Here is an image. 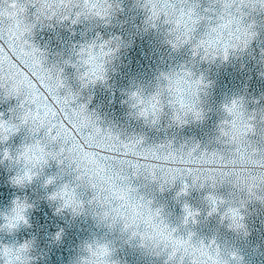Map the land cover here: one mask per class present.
<instances>
[{
    "label": "clouds",
    "instance_id": "9594fccd",
    "mask_svg": "<svg viewBox=\"0 0 264 264\" xmlns=\"http://www.w3.org/2000/svg\"><path fill=\"white\" fill-rule=\"evenodd\" d=\"M157 0H154L156 3ZM50 7L55 8L56 20H58L65 11L68 14H74L79 12V20H85L89 22L103 21L109 22L119 9V5L114 3V0H64V7L61 8L59 0H48ZM212 8L206 12H211L212 16L202 15L196 9L197 4L193 5L189 3L186 7H194L195 12L202 17V21H208L205 25V31L199 39L205 40L208 44L210 51L219 53L224 47H231L235 44V37L228 35V29L222 27L227 20V16L224 15V19H220L223 13L224 6L212 0ZM146 10L145 0L142 5ZM218 6V10H217ZM169 16H174L170 11ZM257 9L260 10L259 6ZM256 9V10H257ZM19 11V5L16 9H12L9 3H5L3 6V29L4 35L7 38L9 32L13 35L24 33L22 39H27L29 44L34 46L36 53L34 56H29L27 59L29 63L33 65L34 69L42 76L47 77L46 83H48L56 95L60 97L59 107H63L68 113L70 119L73 120L78 126H82L83 118L87 117L91 125L98 127L102 130V134H111L113 138L119 137L120 140L126 142H133L135 140H142L144 145V138L142 136H132L122 138V134L110 126H102V121L96 116L95 112H89L86 102H79L81 99V93L79 91L73 92L71 87L68 86L67 81L63 78V68L60 63L49 64L47 53L41 50L30 42V37L33 35V30L36 24L29 22L28 15L21 14L19 21L14 16V13ZM158 13L165 11V6L160 4L156 8ZM262 11V10H260ZM101 16H106L107 20L101 19ZM146 23L150 27H155L160 20L149 19L150 12L146 10ZM214 16V19H213ZM52 20L43 19L41 24ZM77 22V23H78ZM155 22V26L153 23ZM164 22V21H163ZM201 22L197 25L200 26ZM19 23V27H17ZM234 27V25L232 26ZM242 27H246L243 23ZM253 32V31H252ZM251 36L248 42L247 48L257 35ZM221 34L222 42H221ZM183 36L182 32H171L169 29L166 36V43H168L174 50H179L186 44H179L173 47V43L176 41L177 36ZM122 48V43L119 37H109L108 39H91L83 42L78 48L74 49L75 62L71 60H65L64 64L75 68L76 79L79 81L82 88H87L89 85H96L97 83H106L108 80V69L112 62L117 58L119 51ZM246 48V49H247ZM239 50L241 52L245 51ZM32 51L31 48L28 49ZM236 51H231L230 54L234 55ZM203 54V53H202ZM230 56V55H229ZM216 59L227 61L222 56L217 55L215 59L210 55L206 61L214 62ZM205 60V59H203ZM5 71L2 75L3 87H0V92L4 94L5 99H17L24 98L18 97L15 89L19 86L20 79L15 76H9L7 74V63L4 65ZM99 77V78H98ZM86 78V79H85ZM94 81V82H92ZM211 82L206 79L203 74H197L193 71L192 66H181L179 68L172 67L168 71H161L156 77L152 90L146 91L143 86L137 85L127 91L126 99L122 101L129 110V116L143 123L148 128H156L160 125L163 117L167 116L170 121L169 125H175L177 128H181L189 123H198L204 121L206 112L203 107L204 97L208 94V89L211 87ZM235 101L236 107L232 109L231 114L227 109L232 107ZM181 105L183 107L181 108ZM156 109L155 116L152 115L153 109ZM20 109V107H19ZM221 111L223 113V119L218 124L217 139L216 142L222 146H226L229 151L213 150L211 152L202 151L199 143H187L181 144L179 148H174L171 141L158 144L153 148L160 152L161 156L166 151H173L177 155H183L185 159H188V154L192 153V158L201 157L202 153H207L211 158L213 154L217 160L223 157L226 162L235 160L237 168L232 170L231 168L225 169L226 175L221 177L216 176L215 186L212 185L211 180H206L203 177L194 187L198 190H204L205 188L212 189L207 191L203 197V203L207 207V216L218 215L220 217V223L227 225L230 231L236 233H242L246 230V202L250 200H258L264 204V169L258 167H252L254 162H258L260 156H264V123H261V118L264 114H259L260 119H256L255 135L260 137V143L262 147L259 149L260 154L254 156L252 154L253 149H257L256 143L252 142L251 147L245 151L241 148V151L237 153L236 148L238 145H247L250 141L249 135L247 138L240 136L238 129L240 127L239 120L241 113L246 119L253 113H249L246 107V102L243 97H235L228 102L221 105ZM82 113V115H76ZM179 113L183 123L176 121V115ZM184 113H187L185 116ZM197 113L199 116L197 117ZM256 114V113H255ZM24 115L22 109H20L18 120L19 123H14L12 119L5 120L2 118L3 123L8 128L16 129L7 134V138L0 143H6L12 136L16 135L22 127H27L29 133L32 134L30 129L33 127L31 120L27 126L21 124V117ZM43 117V109L41 110ZM257 116V114H256ZM3 117V116H2ZM57 115L55 119H59ZM235 118L237 120V129H228L225 125L226 120ZM53 117L49 113L45 121V127L48 121H52ZM155 120V122H153ZM19 127L17 128V126ZM257 125L261 126V130L257 131ZM223 131H228V136L223 135ZM42 145H47V152H42V145H37L35 139H31L30 142L19 147L18 150L13 153L9 149L5 148L2 156H0V163L8 161L20 166V171L9 179V183L12 187L23 189L26 186L31 185L34 181L44 177L42 187L47 189L55 185L53 190L46 195L47 202L52 205H56L54 215H61L68 213L73 219L81 216H87L93 219L94 223L99 227L102 226L109 233L118 231L120 237L124 239L125 243L136 242V246L143 249L147 254L162 256L166 255L163 246L156 248L158 241L149 240L147 236L149 233L155 235V231L150 229L148 225L155 218L157 211L159 212V219L163 221V224L168 229H174L175 235L184 237L187 239L189 234L192 235L191 243L199 246V242L194 241L193 237L196 235L192 231H188L187 235H178L181 231V227L185 230L188 226H195L199 223V216L201 210L194 208L191 205L185 203L183 205V219L180 222L181 227H172L165 217L164 206H156L154 198L149 194L141 191L144 187L143 182L148 184L157 185V190L163 192L164 190H170L175 187L177 182L181 181V174L176 173V179L172 180V174H168L166 177L158 175L155 180L151 176L152 169L146 167L144 171H141L139 175H132L131 178H127L128 170L125 169L124 176H117L116 171L112 169H105V164L98 159H93L91 155L83 150L73 148L71 152L65 151L63 156V162L53 155L52 152H58L60 147L63 146V142H57L48 139L45 136L43 129L38 133ZM63 135V131L61 130ZM235 136L236 140L233 141L232 137ZM33 137V135H32ZM164 145L165 148L160 149L158 146ZM55 146V147H54ZM170 146V148L168 147ZM195 150V151H193ZM51 162H55L60 169L59 175L44 176V169L47 168ZM149 163L148 161L145 164ZM247 164L249 167L245 168ZM65 175L71 176L70 181H64ZM167 179V183H164ZM135 181H141L140 184L134 183ZM222 181V182H221ZM161 184H164L163 190H161ZM230 185L234 190L228 198H224L216 194V189L223 185ZM95 185V187H93ZM203 185V186H201ZM253 186L254 195L248 194V187ZM91 192V198L87 199L83 193ZM182 193V186L176 193V197L186 196L189 194ZM241 194L246 196L245 199H241ZM215 200V204H214ZM223 203H220V201ZM34 208L33 205L27 201H21L19 199H13L11 209L4 215V223L0 225V229L7 231L8 234H13L21 228V226L29 225V212ZM190 210L196 214L194 219L189 218L187 223L185 222L186 210ZM211 213V214H209ZM242 217V219H241ZM125 224L128 225L127 229ZM133 225L139 226V232L145 235V240L141 241L138 236H133V232L137 231V228ZM57 239H60L61 233H57ZM211 241H215L212 246L211 255L213 260L219 262V264H240L242 257H239L237 253L227 250L224 246L219 244L215 238L208 241V245ZM25 244L18 247L4 246L0 248V259L7 262L9 259L13 261V264H30V252L31 246L27 244V248H24ZM219 249V255H216V249ZM206 253L209 251L207 248L204 250ZM117 247L116 245L106 237L92 238L90 241H86L82 244L80 251L74 261V264H121L120 260L116 259ZM19 255L20 261H17L15 257ZM199 255V253H198ZM235 255L236 259L232 257Z\"/></svg>",
    "mask_w": 264,
    "mask_h": 264
},
{
    "label": "water",
    "instance_id": "95a60500",
    "mask_svg": "<svg viewBox=\"0 0 264 264\" xmlns=\"http://www.w3.org/2000/svg\"><path fill=\"white\" fill-rule=\"evenodd\" d=\"M143 2L144 0H114L119 9L107 23L81 20L73 24L70 21L57 22L53 19L41 24L35 22V9L29 8L28 20L36 24L33 35L29 38L30 42L47 53L49 64L60 63L68 86L73 92L81 93L79 102H86L89 112H95L102 121V126L113 127L122 134V138L142 136L144 147H155L171 141L174 148H179L181 144L199 143L202 151H229L226 146L222 148L216 142L218 124L223 119L221 105L232 98L243 97L248 112L256 113L257 120L260 119L259 114H264V11L243 9L246 13L244 25H252V31L257 34L245 51L237 50L234 55L230 54L227 61L216 59L209 62L201 59L202 53L194 56L192 50V45L203 34L208 21L201 22L193 34L192 44L174 50L166 43L167 32L171 26L165 24L161 17L154 28L150 27L146 23V10L140 6ZM195 3L200 14L212 16L211 12L205 11L212 8V0H195ZM109 37H119L122 48L108 69L107 82L82 88L76 79L75 68L65 65L64 61L71 60L74 63V49L83 42ZM182 65L192 66L193 71L198 75L203 74L211 82L212 86L203 98L206 112L204 121L177 128L175 125L167 126L170 121L165 116L158 127L148 128L142 122L132 119L127 106L122 104L127 91L139 85L150 92L155 77L161 71ZM18 70L27 72L23 65ZM32 79L34 83H38L34 77ZM21 99H5L0 92V113L3 114V119L11 118L14 123H19ZM65 124L67 125V121ZM260 130L261 126L257 125V131ZM33 138L38 139L40 135L32 137L28 128L22 127L6 143H0V156L5 148L15 153ZM249 139L256 143L257 149L262 147L258 135H252ZM19 171L20 166L14 163H0V225H3V217L11 209L13 199H19L34 206L29 212L30 226H21L13 234L0 229V247L30 245V264H74L84 242L94 237H106L116 245V259L121 264H165L167 256L147 254L136 246V242L125 243L118 231L109 233L87 216L73 219L68 213L54 215L56 205H50L46 195L55 185L43 188L44 177H41L23 189L14 188L9 179ZM59 174L60 169L56 163L50 161L49 166L44 169V176ZM70 180L71 176L65 175L61 182ZM134 183L140 184L141 181ZM143 183L141 191L154 198L156 206H164L165 217L172 227H181L185 203L201 210L199 223L195 226L189 225L187 230L181 227L178 235L186 236L188 231H192L196 234L194 241L203 240L205 244L215 238L227 250L242 257L240 264H264V204L260 201L246 202L247 227L244 232L236 233L230 231L226 223L221 224L218 215L207 216L208 210L203 203V197L212 189L198 190L197 187H190L188 195L177 198L176 193L182 186L180 182L163 192L158 191L155 184H148L146 181ZM187 183L191 185L190 178ZM215 191L217 195L228 198L234 190L225 184ZM83 195L90 199L92 194L85 192ZM241 199L246 200V196L241 194ZM57 233H61L60 239H57Z\"/></svg>",
    "mask_w": 264,
    "mask_h": 264
},
{
    "label": "snow or ice",
    "instance_id": "6c2138e0",
    "mask_svg": "<svg viewBox=\"0 0 264 264\" xmlns=\"http://www.w3.org/2000/svg\"><path fill=\"white\" fill-rule=\"evenodd\" d=\"M216 2L224 6V14L220 16V19H224V15L228 17L222 27L229 30L228 35L234 36L236 42L231 47L226 46L217 53L210 51L205 40H196L192 45L193 55L197 56L203 53L201 59L205 60L208 59L210 55L213 59H215L217 55H220L223 59L227 60L231 51L246 49L249 39L254 33L252 32V25L242 27L243 19L246 16L243 9L255 11L257 6H259L260 10L264 11V0H216ZM5 3H9L12 9H16L17 5H19V11L14 13L17 21H19V17L22 13L27 16L29 8L35 9V22H41L42 18L56 20L55 8L49 6L48 0H0V87H3L2 75L5 71L4 65L7 63V74L20 79L19 86L16 87L15 92L18 97H24L19 104L20 109H22L24 113L21 117V124L27 126L31 120L33 127L30 131L33 137H36L41 129H43L48 139L63 142V146L60 147L59 151L52 152L51 155L59 158L61 162H63L65 151L71 152L73 148L83 150L91 155L94 160L98 159L100 162L104 163L106 170L110 168L116 171L117 168H119V171L116 172L117 176H124V170L127 169V178L129 179L134 174L139 175L146 167L152 169L151 176L153 180H155L158 175L166 177L171 173L172 180L174 181L176 179L175 174L180 173L182 181L181 194H187V190L200 182L202 177L206 180H211L212 185L215 186L217 175L223 177L227 174L225 169L231 168L235 170L238 167L235 160L226 162L223 157L217 160L215 154L209 158L206 152L202 153L201 157L197 158H192V153L190 152L188 154V159H185L183 155H177L173 151H166L164 155L161 156L160 152L156 149L144 148L142 140L126 142L120 140L118 136L113 138L110 133L107 135L102 134V130L91 125L87 117L83 118L82 126H78L70 119L66 110L63 107H59L60 97L53 93L50 85L46 83V79L48 78L42 76L34 69L33 65L29 63L27 57L34 56L36 49L29 44L27 39H22L24 33L13 35L9 32L8 37H5L2 27L4 22L2 13ZM59 3L63 9L64 0H59ZM189 3L193 5L196 4L195 0H157L156 3H154V0H145L146 10L150 12L149 19H154L155 21L163 17L164 23L171 26V32L183 33V36L178 35L176 37L173 47L179 44H192L194 39L193 34L197 30V25L201 22L202 17L195 12L194 7H186ZM160 4L165 6V11L163 13H158L156 11V8H158ZM169 5H171L170 11L174 16L168 15ZM205 11H208V9ZM79 16V12L68 14L65 11L56 21H70L75 24L78 22ZM100 18L107 20L106 16H101ZM35 22H33V24H35ZM233 25L234 27H232ZM153 26H155V22ZM17 27H19V23H17ZM222 36L223 34H221V42ZM29 48L32 49L31 52L28 51ZM20 65H23V67L27 69L26 73L18 70ZM32 77H34L35 81L38 83H34ZM182 107L183 105H181V108ZM235 107L236 103L234 101L232 107L227 109L228 112L231 114L232 109ZM42 109L43 117L41 115ZM155 111L156 109L154 108L152 112L153 116H155ZM49 113L52 115L53 120L48 121L45 127L44 118H46ZM57 115L60 116L59 119H55ZM76 115L79 116L82 115V113H77ZM184 115L186 116L187 113H184ZM196 115L198 117L199 113ZM240 115L239 135L245 138L249 135H255L256 114L253 113L246 119L243 117V113ZM2 116L3 114L0 113V142L7 138L8 133L16 130L6 127L2 121ZM175 118L178 123L184 122L179 113H177ZM65 121H67V125ZM153 122H155V120H153ZM224 123L228 129H237V120L235 118L226 120ZM261 123H264V117L261 118ZM18 127L19 125L17 128ZM61 130L63 131V135L61 134ZM222 134L228 136V131H223ZM261 139H264V137ZM232 140L235 141L236 137L233 136ZM35 143L37 145H42L40 138L35 139ZM251 143L252 141H249L247 145H238L236 148L237 153L241 151V148L247 151V148L251 147ZM158 147L160 149L165 148L164 145ZM168 147L170 148V146ZM47 150V145H42V152H47ZM260 151V149H253L252 154L257 156L260 154ZM146 161L149 163L145 164ZM244 167L247 168L249 166L245 164ZM252 167L264 169V156H260L259 161L254 162ZM189 178L192 181L191 185L187 183ZM167 182V179H165L164 183ZM93 187H95V185H93ZM163 188L164 184H161V190H163ZM247 191L250 196L254 195L253 186H249ZM215 203L214 200V204ZM220 203H223V201L221 200ZM185 210L187 213L185 222L187 223V220L189 218L194 219L196 214L192 213L187 208ZM133 226L137 228V231L133 232V236H138L141 241H144L146 237L143 233L139 232V226ZM127 227L128 225L125 224L126 229ZM148 227L155 231V235L149 233L147 239L158 241L156 243V248L158 250L163 246L167 255L165 264H219L218 261L213 260L211 255V249L215 241H211L208 245L200 241L198 247L193 245L191 243V234H189L187 239L175 235L176 230L168 229L167 226L163 224V221L159 219L158 211ZM24 248H27V244L24 245ZM205 248L209 250L207 253L204 251ZM216 255H219L218 248L216 249ZM232 258L235 260V255H233ZM15 259L20 261L21 257L17 255ZM0 261H3V264H13L11 259L7 262L2 259H0Z\"/></svg>",
    "mask_w": 264,
    "mask_h": 264
}]
</instances>
